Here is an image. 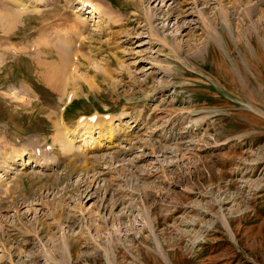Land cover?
Wrapping results in <instances>:
<instances>
[{
  "label": "rangeland",
  "instance_id": "374dc122",
  "mask_svg": "<svg viewBox=\"0 0 264 264\" xmlns=\"http://www.w3.org/2000/svg\"><path fill=\"white\" fill-rule=\"evenodd\" d=\"M35 1L0 0V264H264V0Z\"/></svg>",
  "mask_w": 264,
  "mask_h": 264
},
{
  "label": "bare ground",
  "instance_id": "6f19581e",
  "mask_svg": "<svg viewBox=\"0 0 264 264\" xmlns=\"http://www.w3.org/2000/svg\"><path fill=\"white\" fill-rule=\"evenodd\" d=\"M24 1V0H23ZM34 2H36L35 0H33ZM39 1V0H38ZM41 1V0H40ZM47 1V0H46ZM82 1V3L81 4H79V7L80 8H82L83 7V5H85V4H89L88 3V0H81ZM234 1V0H233ZM250 1V0H249ZM31 2V1H30ZM13 3L14 4H16V5H26V4H24V3H22V0H13ZM44 3H46L45 1H44ZM98 5V4H97ZM97 5L95 4H92V5H90V7H87L88 8V10H86L85 12H87L88 14H92L93 16H94V14H95V12L98 10V8H97ZM32 7V6H31ZM86 8V9H87ZM83 9V8H82ZM90 9V10H89ZM101 9V8H100ZM78 10V9H77ZM80 10V9H79ZM78 10V11H79ZM77 11V12H78ZM83 11H84V9H83ZM100 11V10H99ZM99 11H98V13H99ZM256 13V12H255ZM97 14V13H96ZM95 14V15H96ZM249 14V13H248ZM247 14V15H248ZM3 16V17H2ZM2 20L4 19V17L5 18H7L8 20H11V21H13V20H16L17 18H18V16L16 15V13L14 12V11H11V10H8V9H5V11L2 13ZM15 16H16V18H15ZM0 17V18H1ZM7 21V20H6ZM256 23H258V22H256ZM262 23V22H261ZM261 23H260V25H261ZM258 25V24H257ZM257 25H255V26H257ZM257 28H258V30H257V35H254L251 31H249V30H247V28H246V31H249L248 33H246L247 34V36L249 37V39H250V37H251V39H252V44H253V50H254V52H255V58H256V60H260L261 58H259L260 56L264 59V28H261V27H258L257 26ZM251 30V29H250ZM208 33H209V36H212V38H215V35L212 33V31H209L208 30ZM252 35V36H251ZM238 43V42H237ZM240 46V45H239ZM239 49V48H238ZM250 57H252V56H250ZM66 58V57H65ZM65 58H63V57H61V59L62 60H68V59H65ZM250 61H251V63H250V69H252V58H250ZM249 62V61H248ZM67 63V62H66ZM262 63V62H261ZM47 65V64H46ZM62 66H64V65H62ZM51 68V67H50ZM59 68V67H58ZM64 68H65V66H64ZM249 69V70H250ZM58 70V69H57ZM251 71V70H250ZM56 72V71H55ZM55 72H51V75L52 74H54ZM57 73V75L56 76H58V78H60V79H57L58 81L57 82H61V80L63 79L64 80V77H63V75H64V71H63V69H62V67L61 68H59V71L58 72H56ZM55 76V75H54ZM86 122H88V120L86 121ZM86 122H83V123H85V125H86ZM82 123V124H83ZM84 125V126H85ZM83 127V126H82ZM22 155V154H21ZM25 155V154H24ZM21 157V156H20ZM22 158V157H21ZM25 158V157H24ZM26 159V158H25ZM18 160V159H17ZM38 164L39 165H42V163H37L36 165L38 166ZM45 166V165H44ZM49 165H47V167H48ZM51 166V165H50ZM70 251H72V249H70L69 248V252ZM71 254V253H70ZM71 257V256H70Z\"/></svg>",
  "mask_w": 264,
  "mask_h": 264
}]
</instances>
